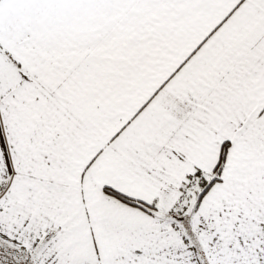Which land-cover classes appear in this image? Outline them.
Instances as JSON below:
<instances>
[{
  "label": "snow or ice",
  "instance_id": "snow-or-ice-1",
  "mask_svg": "<svg viewBox=\"0 0 264 264\" xmlns=\"http://www.w3.org/2000/svg\"><path fill=\"white\" fill-rule=\"evenodd\" d=\"M0 264H264V0H0Z\"/></svg>",
  "mask_w": 264,
  "mask_h": 264
}]
</instances>
